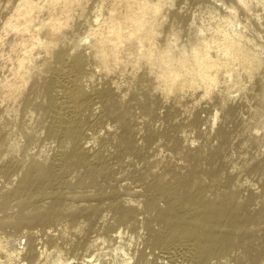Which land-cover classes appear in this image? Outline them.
Masks as SVG:
<instances>
[{
	"label": "bare ground",
	"instance_id": "bare-ground-1",
	"mask_svg": "<svg viewBox=\"0 0 264 264\" xmlns=\"http://www.w3.org/2000/svg\"><path fill=\"white\" fill-rule=\"evenodd\" d=\"M253 80L264 110V0H0V212L21 210L0 227L28 229L27 247L0 236V264H264V242L259 252L244 242V256L229 253L235 237L264 223V209L248 213L230 177L218 188L219 149L197 151L211 163L210 185L197 182V164L170 180V168L160 173L142 154L143 144L157 152L189 142L185 128L201 123L204 104L219 107L214 128ZM135 89L142 116L165 128L134 129L125 101ZM254 128L264 131V119ZM71 196L96 202L87 207L94 216L111 214L106 236L59 243L47 224ZM80 250L95 253L72 256Z\"/></svg>",
	"mask_w": 264,
	"mask_h": 264
},
{
	"label": "rangeland",
	"instance_id": "rangeland-1",
	"mask_svg": "<svg viewBox=\"0 0 264 264\" xmlns=\"http://www.w3.org/2000/svg\"><path fill=\"white\" fill-rule=\"evenodd\" d=\"M183 5L188 13L196 12V14H199L197 11L199 4L189 3L188 5ZM127 76L128 74L126 73H119L116 75V79L123 82L126 80ZM141 80L144 92L147 93L150 90L148 87L150 86V82L145 79ZM247 87V90L231 96L234 97V99L230 101L229 107H233L235 110L231 112L228 118H226L223 112H220L218 125L214 128L212 127V118L215 114V109L219 107L215 108L212 107V104H204L203 107L205 110L199 112L201 123L185 128L189 142H164L163 146L160 148L162 151L159 149L157 152L150 150L145 146L146 144H143L142 154L144 158L149 162L151 161V163L159 161L158 165H151L156 171L163 173L164 168H170L172 173L167 176V179L170 180H172L175 175H187L190 168L197 164L199 167V180H197V182H204L210 185L213 183V176L209 174L211 163L206 158L200 157L197 151L201 148L204 149L205 152L219 149L220 153L216 161L219 163L221 162L222 165L217 169L218 188L224 189L226 182L230 177L227 188L236 193L239 201L247 204L246 211L248 213L255 214V212L264 209V131L261 130L260 134H255L256 129L254 128L264 119V110L259 107V99L262 92L260 83L257 80H253L248 82ZM129 94L126 96L127 98L125 102L130 108V120L136 131L140 132L142 135H146L145 133L150 126L160 130L165 128L167 123H163L162 119L157 122L149 117L142 116L140 110L136 107L135 102L131 101L132 99L130 97H133V94H136L137 97L142 99V90L135 89ZM215 97L219 96L216 95ZM245 97L247 99H245ZM188 99L189 98H184L182 102L186 103ZM175 102L176 100L172 98L169 100L168 105L174 106V104L176 105ZM157 107L160 108V111H164V109L161 110V103L158 102ZM182 109L180 110L181 115L184 114ZM219 129L224 132V140L226 141V144H223L222 142L223 139L220 136ZM98 132L102 137L105 136V131L98 129ZM173 136L175 137L173 139H176V133L173 134ZM192 141H195L194 146L189 147L188 145L191 144ZM175 144L179 145V149L174 147ZM130 171V168L125 166L123 176L128 175ZM3 181L4 180H0V188ZM123 184H127L129 187L132 186V183L129 180L125 181V183L123 182ZM96 189L97 187H89L84 190L94 191ZM122 191L126 194L131 193L126 189H123ZM210 197L214 198L211 194ZM89 200V198H76L73 196L66 198L63 201L62 215L54 222L47 224V226L60 231L61 239L59 240V243H63L64 247L68 246V244L65 243L66 241L77 240V236L79 239L83 240L96 239L102 234H104L103 236H106V232L102 229V226L108 219L104 217L108 216V218H110L111 214L107 211H102L98 216H94L87 207L89 205H95L96 202H90ZM72 205L75 206L72 207ZM10 207L12 210L0 212V219H4L5 221L11 220L13 216L19 214L21 211L20 208L15 206V203H11ZM34 208L35 205L30 207L27 212L32 211ZM34 228L39 230L42 227L35 226ZM250 228L252 231L250 237L244 241L238 240V238L236 239L235 237L234 240L237 245L233 246V248L229 250V253L232 255L244 256V242L251 243L254 252L262 250L264 242V223L259 222L252 225ZM27 230L26 227H0V236H8L12 241L13 246L23 248L27 247V240L23 237V234ZM81 251L82 250L72 254V256L78 254V257H83L85 254L95 253H87L84 250L82 253ZM106 259H112L111 255L107 256ZM214 261L216 262V260H213V262Z\"/></svg>",
	"mask_w": 264,
	"mask_h": 264
}]
</instances>
